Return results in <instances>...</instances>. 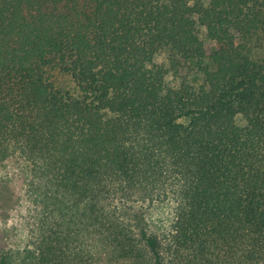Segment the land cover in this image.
I'll return each instance as SVG.
<instances>
[{
    "label": "trees",
    "instance_id": "1",
    "mask_svg": "<svg viewBox=\"0 0 264 264\" xmlns=\"http://www.w3.org/2000/svg\"><path fill=\"white\" fill-rule=\"evenodd\" d=\"M263 39L264 0H0V264H264Z\"/></svg>",
    "mask_w": 264,
    "mask_h": 264
},
{
    "label": "rangeland",
    "instance_id": "2",
    "mask_svg": "<svg viewBox=\"0 0 264 264\" xmlns=\"http://www.w3.org/2000/svg\"><path fill=\"white\" fill-rule=\"evenodd\" d=\"M201 38L203 39L204 45H205V49L206 52L209 53L210 50L214 47V42L208 40L205 36H204V31H201ZM262 54H264V39L261 43L257 44L255 47V56H261ZM155 61L158 63H164L166 61V54H157L155 56ZM51 78L57 83V84H62L64 87L68 86V78L66 76H64L63 74H59L57 71H54L51 73ZM167 80H170V77H167ZM190 82L193 83L194 85H198V83H200L201 79L200 77L197 79V76H190ZM9 165H13V164H7V166L9 167ZM7 167V168H8ZM3 168L0 167V171H2ZM9 169V168H8Z\"/></svg>",
    "mask_w": 264,
    "mask_h": 264
}]
</instances>
